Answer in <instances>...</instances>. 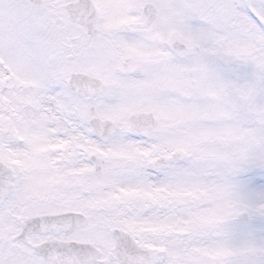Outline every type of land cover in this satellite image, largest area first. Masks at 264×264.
I'll return each mask as SVG.
<instances>
[{
	"label": "snow or ice",
	"instance_id": "1",
	"mask_svg": "<svg viewBox=\"0 0 264 264\" xmlns=\"http://www.w3.org/2000/svg\"><path fill=\"white\" fill-rule=\"evenodd\" d=\"M0 264H264V0H0Z\"/></svg>",
	"mask_w": 264,
	"mask_h": 264
}]
</instances>
